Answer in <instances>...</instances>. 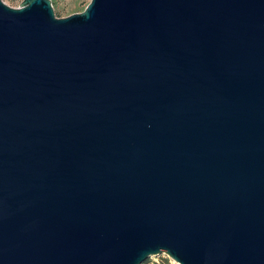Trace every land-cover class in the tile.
<instances>
[{
	"label": "water",
	"instance_id": "obj_1",
	"mask_svg": "<svg viewBox=\"0 0 264 264\" xmlns=\"http://www.w3.org/2000/svg\"><path fill=\"white\" fill-rule=\"evenodd\" d=\"M264 264V0H0V264Z\"/></svg>",
	"mask_w": 264,
	"mask_h": 264
},
{
	"label": "rangeland",
	"instance_id": "obj_2",
	"mask_svg": "<svg viewBox=\"0 0 264 264\" xmlns=\"http://www.w3.org/2000/svg\"><path fill=\"white\" fill-rule=\"evenodd\" d=\"M9 6H18L21 0H2ZM54 14L64 17L71 13L82 11L90 0H50ZM167 254H151L141 264H176ZM178 264V263H177Z\"/></svg>",
	"mask_w": 264,
	"mask_h": 264
},
{
	"label": "bare ground",
	"instance_id": "obj_3",
	"mask_svg": "<svg viewBox=\"0 0 264 264\" xmlns=\"http://www.w3.org/2000/svg\"><path fill=\"white\" fill-rule=\"evenodd\" d=\"M171 259V261L173 262V263H178L176 260H174L173 258H170Z\"/></svg>",
	"mask_w": 264,
	"mask_h": 264
},
{
	"label": "built area",
	"instance_id": "obj_4",
	"mask_svg": "<svg viewBox=\"0 0 264 264\" xmlns=\"http://www.w3.org/2000/svg\"><path fill=\"white\" fill-rule=\"evenodd\" d=\"M149 258V257H148Z\"/></svg>",
	"mask_w": 264,
	"mask_h": 264
}]
</instances>
